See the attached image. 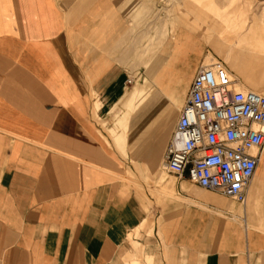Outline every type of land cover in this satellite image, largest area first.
<instances>
[{
	"label": "crops",
	"instance_id": "obj_1",
	"mask_svg": "<svg viewBox=\"0 0 264 264\" xmlns=\"http://www.w3.org/2000/svg\"><path fill=\"white\" fill-rule=\"evenodd\" d=\"M147 1L0 0V264H264V153L240 204L186 177L159 180L177 114L116 148L102 130L132 85ZM197 8L174 7L186 29L141 52L146 77L159 55L160 72L187 85L183 106L208 52L190 34L201 33L215 60L264 94L260 54L218 42L241 31L240 16L208 14L209 29H197ZM134 92L122 101L131 113ZM133 117L131 127L151 118Z\"/></svg>",
	"mask_w": 264,
	"mask_h": 264
},
{
	"label": "built area",
	"instance_id": "obj_2",
	"mask_svg": "<svg viewBox=\"0 0 264 264\" xmlns=\"http://www.w3.org/2000/svg\"><path fill=\"white\" fill-rule=\"evenodd\" d=\"M178 113L164 172L244 204L264 151V96L215 60L198 68Z\"/></svg>",
	"mask_w": 264,
	"mask_h": 264
},
{
	"label": "rangeland",
	"instance_id": "obj_3",
	"mask_svg": "<svg viewBox=\"0 0 264 264\" xmlns=\"http://www.w3.org/2000/svg\"><path fill=\"white\" fill-rule=\"evenodd\" d=\"M180 4H184L185 6L190 5L193 9L198 6L197 11L194 13L197 29H201L202 27H205L206 30L209 29L213 20L209 15L221 19L230 18L236 21L238 14L242 20L241 31L239 33H230L224 35L223 38H219L218 42H220L221 50L225 52H229L231 48L237 51L240 49L243 51H246V49L253 50L260 54V72L264 71V0H148L144 3L142 9L139 8L140 4L137 5L135 3L133 5L134 11L138 8L140 11H143V13L138 16L140 17L138 21H136L135 18V27L139 28L140 31L136 36L138 37L140 35L141 37L139 39L136 38L134 42V49L136 50L134 55L135 59L130 64V68L134 72L131 78L133 83L130 85V90L121 97L122 99L119 103L110 111L112 126L107 127L106 121L102 124V130L105 131L110 141L113 142V147H115L116 140L120 139L122 135H125L127 138L128 131L132 130L131 135L133 136V143H135L136 140H139L149 132L152 125L158 119L163 121L162 126H168V122L177 114L172 126L170 125L169 133L174 130V125L179 116L177 112L182 106V101L180 100L181 98L183 99L182 91H184L185 94L187 85H179L180 80L173 83V81L166 77L165 72H160L159 62L156 61L159 55L156 56L154 54L151 65H156V72L153 76L150 75L151 77L149 76V78H147L145 75L147 73L144 68L145 65L143 62L140 64V56L141 52L147 48L149 49L153 45L160 48L165 39L168 43L170 39H172L170 30L173 27H180V29L181 27L185 28L178 25L176 13L172 11L176 5L179 6ZM218 8L222 9L223 13H221ZM142 29H144V33L146 34L145 39L142 38ZM190 34L208 48L204 65L214 62V57H218L222 60L221 54L218 50L209 45L203 34H196L194 32ZM163 61V68H167L165 59H163ZM232 73L239 79L234 71H232ZM150 87H153L156 92L147 93L146 89ZM241 88L249 89L243 81H241ZM134 90L136 91L134 92ZM132 92H134V94L130 102L131 113L123 107L122 101L125 99V96ZM178 102H180V104H178ZM147 116H151V118L148 119L146 123L137 124L135 126L132 125V127L129 126L131 124V117H136V120H139V118ZM97 124L100 125L98 122ZM102 134H104V132ZM130 147L129 145L128 150ZM127 153L125 157L123 156L124 158L127 157ZM158 178L159 180H175L173 175H168L164 171L158 173ZM126 179L131 183L136 178L135 176H127L126 174ZM144 232L150 235L149 232L145 230Z\"/></svg>",
	"mask_w": 264,
	"mask_h": 264
},
{
	"label": "bare ground",
	"instance_id": "obj_4",
	"mask_svg": "<svg viewBox=\"0 0 264 264\" xmlns=\"http://www.w3.org/2000/svg\"><path fill=\"white\" fill-rule=\"evenodd\" d=\"M235 77V76H234ZM236 78V77H235ZM237 79V78H236ZM239 80V79H238ZM239 82L241 83V81L239 80ZM248 89V88H247ZM246 89V90H247ZM255 93V92H254ZM256 94H259V95H261V96H264V94H262V93H259V92H257ZM181 101H182V98L180 99ZM178 104H180V102H178ZM263 153H264V151H263ZM263 153H262V155H263ZM262 155H261V158H262ZM262 160V159H261ZM261 162V161H260ZM260 164V163H259ZM259 166V165H258ZM258 168V167H257ZM257 171V170H256ZM256 173V172H255ZM129 175V174H128ZM131 175V174H130ZM255 175V174H254ZM132 176V175H131Z\"/></svg>",
	"mask_w": 264,
	"mask_h": 264
}]
</instances>
